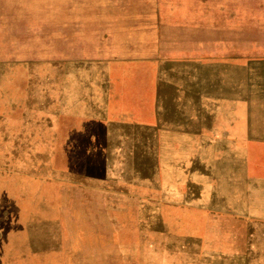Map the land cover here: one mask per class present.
<instances>
[{"label":"rangeland","instance_id":"374dc122","mask_svg":"<svg viewBox=\"0 0 264 264\" xmlns=\"http://www.w3.org/2000/svg\"><path fill=\"white\" fill-rule=\"evenodd\" d=\"M0 264H264V0H0Z\"/></svg>","mask_w":264,"mask_h":264},{"label":"water","instance_id":"95a60500","mask_svg":"<svg viewBox=\"0 0 264 264\" xmlns=\"http://www.w3.org/2000/svg\"><path fill=\"white\" fill-rule=\"evenodd\" d=\"M161 81H165V79L164 78H162L161 79ZM106 117H104L103 118V120H105L106 121ZM124 118H121V119H118V120H123ZM108 123V125H110V126H113V127H125V126H128V127H134V125H132V124H130V125H127V124H125V123H123V122H107Z\"/></svg>","mask_w":264,"mask_h":264},{"label":"trees","instance_id":"16d2710c","mask_svg":"<svg viewBox=\"0 0 264 264\" xmlns=\"http://www.w3.org/2000/svg\"><path fill=\"white\" fill-rule=\"evenodd\" d=\"M100 123H101V124H103V123L105 124V123H106L105 125L109 126L108 123H107L105 120L100 121ZM104 124H103V125H104ZM112 127H113V126H112ZM119 128H120V127H119Z\"/></svg>","mask_w":264,"mask_h":264}]
</instances>
